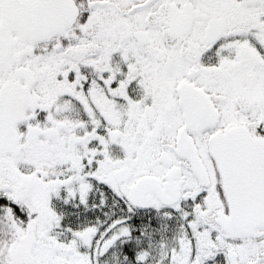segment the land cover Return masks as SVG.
Masks as SVG:
<instances>
[{
	"label": "snow or ice",
	"instance_id": "6c2138e0",
	"mask_svg": "<svg viewBox=\"0 0 264 264\" xmlns=\"http://www.w3.org/2000/svg\"><path fill=\"white\" fill-rule=\"evenodd\" d=\"M0 264H264V0H0Z\"/></svg>",
	"mask_w": 264,
	"mask_h": 264
}]
</instances>
